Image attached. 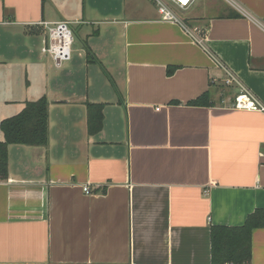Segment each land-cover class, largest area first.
I'll return each instance as SVG.
<instances>
[{
	"label": "crops",
	"instance_id": "obj_1",
	"mask_svg": "<svg viewBox=\"0 0 264 264\" xmlns=\"http://www.w3.org/2000/svg\"><path fill=\"white\" fill-rule=\"evenodd\" d=\"M185 14L264 103V0ZM61 21L80 43L57 68L44 23ZM223 79L148 0H0V142L3 120L49 102L48 144L9 146L0 264H212L211 228L264 209V114L234 109ZM89 104L103 107L95 135ZM250 264H264V228Z\"/></svg>",
	"mask_w": 264,
	"mask_h": 264
},
{
	"label": "trees",
	"instance_id": "obj_2",
	"mask_svg": "<svg viewBox=\"0 0 264 264\" xmlns=\"http://www.w3.org/2000/svg\"><path fill=\"white\" fill-rule=\"evenodd\" d=\"M203 95L192 101L193 106L207 104ZM102 105H88V131L95 135L103 128ZM49 102L43 97L37 101L26 102L23 110L1 123L4 141L0 142V181L9 176V146L23 145L43 147L49 140ZM264 228V209L249 215L241 227L214 226L211 228L212 264H250L252 259V234Z\"/></svg>",
	"mask_w": 264,
	"mask_h": 264
},
{
	"label": "built area",
	"instance_id": "obj_3",
	"mask_svg": "<svg viewBox=\"0 0 264 264\" xmlns=\"http://www.w3.org/2000/svg\"><path fill=\"white\" fill-rule=\"evenodd\" d=\"M152 2L158 11L160 20L178 26L192 41L198 45L222 70L224 79L222 83L228 88L236 90L232 107L236 110L258 112L264 114V103L239 79V77L228 68L215 54L211 52L206 43V34L191 27L185 19L178 16L177 12H187L195 5L197 0H148ZM48 31L49 43L43 52L49 54L57 68H62L72 59V46L74 44L71 23L61 21L53 24L44 23ZM215 81V80H213ZM84 192L90 195L91 189L87 186ZM233 264V263H225Z\"/></svg>",
	"mask_w": 264,
	"mask_h": 264
},
{
	"label": "rangeland",
	"instance_id": "obj_4",
	"mask_svg": "<svg viewBox=\"0 0 264 264\" xmlns=\"http://www.w3.org/2000/svg\"><path fill=\"white\" fill-rule=\"evenodd\" d=\"M178 16L181 17L182 19H185L186 16H189V14H185L184 12H177ZM72 31H73V37H74V44L72 46V56L75 57V49L78 45V43H80V41L77 39V36L75 34V28L71 27Z\"/></svg>",
	"mask_w": 264,
	"mask_h": 264
}]
</instances>
